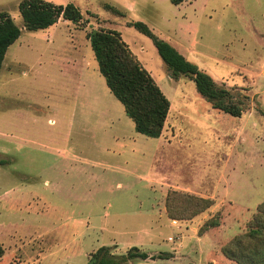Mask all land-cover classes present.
Wrapping results in <instances>:
<instances>
[{
  "label": "rangeland",
  "instance_id": "rangeland-1",
  "mask_svg": "<svg viewBox=\"0 0 264 264\" xmlns=\"http://www.w3.org/2000/svg\"><path fill=\"white\" fill-rule=\"evenodd\" d=\"M19 1L0 0V10L21 26ZM47 1L72 2L82 19L23 29L6 52L10 69L0 71V264H86L100 246L115 255L135 246L163 256L119 264H238L223 247L249 229L264 201V0ZM132 20L180 50L190 43L187 59L230 88L242 115L213 109L187 76L171 78L152 41L127 25ZM93 29L118 31L169 99L174 114L162 137L169 142L135 130L98 70L86 38ZM65 58H85L89 67L94 62L103 85L93 91L109 111L101 114L91 100L66 96L55 75ZM79 67L71 66L73 79ZM57 106L67 111L58 114ZM30 134L31 143L18 140ZM55 136L63 139L60 145ZM163 173L180 179L169 184L194 183L197 193H163L157 183ZM169 190L213 204L194 217L172 218L165 208Z\"/></svg>",
  "mask_w": 264,
  "mask_h": 264
},
{
  "label": "trees",
  "instance_id": "trees-1",
  "mask_svg": "<svg viewBox=\"0 0 264 264\" xmlns=\"http://www.w3.org/2000/svg\"><path fill=\"white\" fill-rule=\"evenodd\" d=\"M183 1L185 0H170L173 4ZM105 7L123 15L113 5L106 4ZM17 8L22 20L21 26L7 11L0 10V70L8 48L20 37L23 29L35 31L46 29L60 19L73 23L82 19L79 8L72 2L56 4L47 0H20ZM127 25L152 41L171 78L178 80L180 76H187L194 82L197 92L213 108L233 117L241 116L243 105L234 101L230 88L217 83L208 72L199 69L168 41L157 36L145 23L132 20ZM86 38L90 42L98 70L107 88L122 104L124 113L133 121L135 130L148 137H159L170 103L154 78L142 67L118 31L93 29L86 33ZM212 204L213 200L210 198L179 190H169L165 197V208L172 218L194 217ZM222 251L238 264H264V201L257 206L249 229L234 237L231 247L225 246ZM162 257L161 254L149 255L135 246L125 254L115 255L109 252L108 246H100L90 255L86 264H119L128 259Z\"/></svg>",
  "mask_w": 264,
  "mask_h": 264
},
{
  "label": "crops",
  "instance_id": "crops-1",
  "mask_svg": "<svg viewBox=\"0 0 264 264\" xmlns=\"http://www.w3.org/2000/svg\"><path fill=\"white\" fill-rule=\"evenodd\" d=\"M164 40L168 41L171 45H173L171 43V41L166 36H165ZM187 45H188V47L181 46L184 49V51L176 48L186 58L189 56V53L191 52L190 43H187ZM84 60L85 61L82 62V61H79L78 59H75V60L71 59L70 60V59L65 58L62 61V64H60L59 67L57 68V70H56L57 73L55 75H57V77L59 79V83L62 84V88H65L66 91L68 92V94H66V96L71 95L75 100H80V101H83L84 99L91 100V102L94 104V109L98 108V110L101 114H105L106 111H109V108L105 107L103 105L99 106V94H100V92H94L93 91L94 90L93 86L102 87L103 83L100 80V76L97 73L94 62L91 60V63H90L91 67H89L88 61L85 58H84ZM5 63H6V58L4 57L1 70L3 69V71L9 72L10 66H8V68L5 69ZM10 63H12V61ZM77 64H79L80 67L75 72L77 77L75 79H73L71 66L72 65L76 66ZM7 77H8V79L12 80L11 74L7 75ZM56 86H57V81L54 82V91H56ZM169 103H170V101H169ZM65 109L66 108L61 109L59 106H57L55 111L58 114H60L61 112L62 113L66 112L67 110L65 111ZM213 109H215V108H213ZM215 110L223 112V111L218 110V109H215ZM172 112L173 111H172L171 104H170L169 105V111H168V114L166 117V121L164 123V127L162 129L161 135L159 137H157V139H159L160 141H168V142L170 141V140H163L162 137H163V133L165 132L166 127H168V125L170 123V118H171ZM51 122H54V120H52ZM172 124H170L171 128L174 127V126H172ZM31 138H34V134L33 135L30 134L27 137H25V135L18 136V140H22V142H25V143H31V141H33ZM60 140L63 141L62 138L58 140L57 137L55 136V140L53 142L60 145L61 144ZM152 176L157 177V175H152ZM159 176H160L159 181L157 183L162 188L161 190L163 193L166 192L168 189H171V188H175V189H179V190L183 189V190H188V191L193 192V193H197L195 184L190 182V181L188 184H184L185 181H183V183L179 182V183H176L177 185L176 184L174 185V184H169L168 180L170 179V180H174V181H179L180 179H178V178L175 179V178L171 177V175L164 174V173H163V175H159ZM163 184H166L167 186H164Z\"/></svg>",
  "mask_w": 264,
  "mask_h": 264
}]
</instances>
